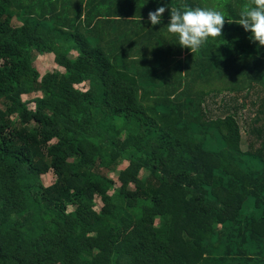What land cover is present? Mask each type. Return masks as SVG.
<instances>
[{"label": "trees", "instance_id": "trees-1", "mask_svg": "<svg viewBox=\"0 0 264 264\" xmlns=\"http://www.w3.org/2000/svg\"><path fill=\"white\" fill-rule=\"evenodd\" d=\"M249 2L0 0V264H264V119L244 151L236 116L206 103L264 86V46L238 24ZM181 6L222 11V36L181 47L167 30ZM55 45L85 91L59 72L4 69ZM117 160L110 194L97 169Z\"/></svg>", "mask_w": 264, "mask_h": 264}, {"label": "rangeland", "instance_id": "rangeland-1", "mask_svg": "<svg viewBox=\"0 0 264 264\" xmlns=\"http://www.w3.org/2000/svg\"><path fill=\"white\" fill-rule=\"evenodd\" d=\"M62 49L61 45H55L48 54L38 55L35 52L25 54L20 58H14L10 67H4V69L7 70V72H11L14 69H17L20 72H36L39 76L48 72H59L67 78L69 88L72 92L85 91L88 88L85 81L79 80L76 74L65 70L58 65L56 55ZM75 57L74 52L68 53V58L71 60H74ZM35 97H42V94L40 92H32L30 94L22 95L21 100L27 107L31 108L33 106L32 99ZM206 103L208 105V113L210 117L225 116L227 113H231L236 116L241 127L242 150H248L252 145L254 148L259 146L260 139H258L257 133H253L252 130H256L260 125L263 126L262 120L264 119V114L262 112L259 113V111L264 109V86L261 83H255L251 87H246L245 90L240 92L233 93L225 89L220 94L213 93L206 98ZM257 118L261 120L260 124L255 123ZM123 135H125V132L120 135V137L123 138ZM126 166V161L117 160L111 170L105 168L97 169L98 172L113 181L112 189L109 191L110 194L119 189L120 182L118 181V175ZM146 176V171L141 170L139 172L140 178H145ZM55 179L56 176L52 171L42 174L41 176V181L45 186L52 184ZM128 187L133 189L132 184H129ZM94 202V209L97 210L100 206L99 198L95 197ZM70 210H72V208H70ZM158 224L159 219L156 217L154 226L157 227Z\"/></svg>", "mask_w": 264, "mask_h": 264}, {"label": "clouds", "instance_id": "clouds-1", "mask_svg": "<svg viewBox=\"0 0 264 264\" xmlns=\"http://www.w3.org/2000/svg\"><path fill=\"white\" fill-rule=\"evenodd\" d=\"M165 11L166 8L163 6L149 11L148 20L152 25L159 24ZM169 11L168 32L176 34L179 45L190 49L192 53L197 51L209 37L215 39L222 36L226 17L216 8L181 6L170 8ZM239 15L238 24L245 31H250L252 41L264 46V0H250L242 7ZM227 22L235 21L227 19Z\"/></svg>", "mask_w": 264, "mask_h": 264}, {"label": "crops", "instance_id": "crops-1", "mask_svg": "<svg viewBox=\"0 0 264 264\" xmlns=\"http://www.w3.org/2000/svg\"><path fill=\"white\" fill-rule=\"evenodd\" d=\"M223 1V0H222ZM228 1H236V0H228Z\"/></svg>", "mask_w": 264, "mask_h": 264}]
</instances>
